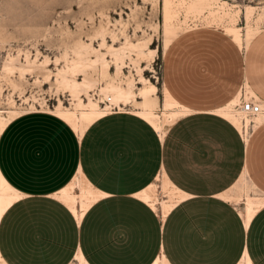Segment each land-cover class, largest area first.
I'll return each instance as SVG.
<instances>
[{
  "label": "crops",
  "instance_id": "1",
  "mask_svg": "<svg viewBox=\"0 0 264 264\" xmlns=\"http://www.w3.org/2000/svg\"><path fill=\"white\" fill-rule=\"evenodd\" d=\"M218 37L199 39L197 47L184 42L181 65L170 64L165 87L194 111L164 138L140 117L116 113L93 122L81 139L69 131L73 155L64 158L61 145L39 137L45 133L26 125L29 119L8 123L0 170L22 196L0 218L5 264H71L78 252L88 264H153L159 257L168 264H240L245 256L264 264V206L246 224L231 199L244 173L264 198V120L244 137L215 112L245 87L264 102V28L241 47ZM51 129L61 136L62 127ZM79 169L101 194L81 221L53 196ZM158 177L182 196L165 217L137 196Z\"/></svg>",
  "mask_w": 264,
  "mask_h": 264
},
{
  "label": "rangeland",
  "instance_id": "2",
  "mask_svg": "<svg viewBox=\"0 0 264 264\" xmlns=\"http://www.w3.org/2000/svg\"><path fill=\"white\" fill-rule=\"evenodd\" d=\"M169 11L170 26L175 33L165 49L164 0H0V118L10 122L16 117L11 112H18L14 120L29 119L26 125L45 133L39 137L47 138L58 149L61 145L63 157L70 158L72 129L53 110L60 102L63 108L76 114L79 110L62 83L63 77L79 83L84 79L90 82L91 88L87 92L82 90L80 97L84 104L90 98L102 108L108 105L104 116L134 115L132 111L143 102L137 94L145 84L140 80L138 68L147 67L142 76L156 86L154 110L161 114L170 64L181 65L180 48L184 42L197 47L199 39L211 42L223 36L233 40L228 29L234 27L240 29L243 46L248 42L245 36L248 27L253 33L250 40L264 28V0H169ZM128 43H148L146 51H156L153 59L139 58L138 66L134 63L138 56ZM112 46L124 48L125 65L115 62L112 51H108ZM79 53L88 63L72 72L68 65L80 62ZM101 56L107 67L101 60L92 61ZM107 87L129 88L135 100L128 106L112 105L110 100L106 101L107 95L111 96V92L104 91ZM241 92L243 95L229 109L250 129L261 123L264 115L246 117L241 113L237 106L242 99L258 101L248 88H242ZM50 126L62 127L61 136L58 132V137L57 129L47 132ZM50 133L56 136L51 134L49 139ZM81 179L84 180L80 177L74 183L73 190L78 194ZM158 180L153 184L160 185ZM241 182L236 196L231 197L238 208H244L247 197L264 199L259 191L261 186L247 180ZM158 191L162 200L175 202L182 198L178 192L173 197L164 196L160 188Z\"/></svg>",
  "mask_w": 264,
  "mask_h": 264
},
{
  "label": "bare ground",
  "instance_id": "3",
  "mask_svg": "<svg viewBox=\"0 0 264 264\" xmlns=\"http://www.w3.org/2000/svg\"><path fill=\"white\" fill-rule=\"evenodd\" d=\"M252 7V6H251ZM251 9V8H249ZM250 13H248L249 16ZM245 15V14H244ZM164 16H165V23H164V32H165V49L168 47L169 43L172 41L174 37L175 31L170 26V11H169V0H164ZM228 33L232 36L235 43H237L240 47L242 46V35L240 33L239 28L231 27L228 29ZM252 33L251 27L247 28L246 31V39H250V36ZM253 34V33H252ZM245 43V42H244ZM148 43H128L129 47L135 50L138 59L134 60V63H136L139 66V58L148 60L149 58L153 59V55L156 52L155 50L149 49L146 51ZM104 45V44H103ZM170 46V45H169ZM112 49V50H110ZM108 51H112L113 57L115 59V62L117 64L125 65L123 61V50L124 48L120 47L115 49L113 46L110 47ZM134 52V51H133ZM111 53V54H112ZM80 62L78 63H72L68 65L69 69L72 70V72H76L81 66L87 65V60L85 57H83L80 53L78 54ZM132 58V56H131ZM148 58V59H147ZM150 59V60H151ZM101 60L102 65L104 67H107V63L105 64L104 56H101L100 59L92 60L94 63ZM133 61V59H131ZM120 68V67H119ZM147 67L139 66L138 71L141 73V82H144V87H141L139 90V93L137 94L140 98L143 99V102L139 108L136 110H133L132 113L134 115H137L138 117L145 120L147 123H149L155 131L159 134L161 138H164V135L166 133L167 128L178 118L185 116L187 114L192 113V111L188 107L180 104L178 101H176L169 91H164V105L162 109L161 114H158L154 110V102L153 97L156 94L157 88L154 84L150 83L147 79H145L142 76L143 69L145 70ZM106 68H104L105 70ZM62 83L64 86L69 90L70 96L72 97L73 101L76 102L74 105L77 106V111L79 110V114H76V112L70 111L67 108H63L61 102L59 105L53 110V113L55 116L60 118L62 121L67 123L71 129L78 135V137L81 139L86 129L96 120L100 119L104 116V114L109 110V106L102 108L97 102H94L92 99H88V102L86 104L83 103L80 93L82 90L86 89V92L91 88V83L87 80H83L82 82H78L75 79H68L66 77L62 78ZM247 84V83H246ZM245 84V85H246ZM114 85V84H113ZM112 86V85H111ZM249 86V85H248ZM122 87V86H121ZM250 88V87H249ZM85 91V90H84ZM104 91H107L108 93L111 92V96L108 97L107 100H110L112 102V105L115 106H128L132 103V101L135 100L134 93L129 88H120V87H107V89ZM253 92V91H252ZM104 94V93H102ZM106 95V94H105ZM239 95V94H238ZM105 98V96H103ZM106 99V98H105ZM232 101V100H231ZM103 103V102H101ZM235 101H233L231 104L228 102V106L224 107L222 109H217L215 112L216 114H220L223 117L230 120L243 134L244 137H246L247 133V124L239 121V119L233 114L232 110L229 109L231 105H233ZM119 110H122V108H119ZM75 111V110H74ZM234 111V110H233ZM239 112V111H238ZM15 114L14 116L17 117L19 115L18 112H11ZM52 114V115H54ZM221 116V117H222ZM16 117H14L12 120H14ZM11 120V121H12ZM10 121V122H11ZM253 121V120H252ZM9 121L6 122L5 119L0 118V135L4 131V129L7 127ZM159 137V138H160ZM5 173V172H4ZM80 177L83 178L82 173L80 169L78 170L77 175L74 177V179L68 183L67 185L63 186L59 191L56 193H53V196L57 199L61 200L63 203H65L71 212L74 214V216L80 220L86 210L101 197V194H99L95 189H93L92 186H90L88 183L86 184L85 179H81V185L79 183V190L80 193H75L73 190L74 183L77 180H80ZM8 178V177H7ZM160 185L152 184L148 189L142 191L141 193L137 194L141 200H144L147 202L155 211H157L159 214H161L163 217L167 215V213L172 209L175 202L171 200H162L159 198V191L158 188L161 189V192L164 196H175V193L178 191L166 178L159 177ZM158 180V181H159ZM241 180H246L245 173L241 177ZM88 181V180H87ZM44 188V187H42ZM41 192V191H40ZM179 192V191H178ZM177 194V193H176ZM22 196L19 191H17L4 177L3 173L0 170V218L2 217L3 213L6 211V209L17 199H19ZM264 206V199L261 198H252L247 197L245 199L244 208L241 210V213L246 221V224H248L253 217V215ZM158 214V215H159ZM264 214V213H263ZM81 221V220H80ZM251 225V224H250ZM258 229V227H257ZM258 251V250H257ZM250 254V253H249ZM261 257V255H260ZM0 262L5 264L1 254H0ZM74 262L76 264H88L82 254L78 252L76 256L74 257ZM153 264H168V262L165 260L164 257H159ZM240 264H252L247 256H245Z\"/></svg>",
  "mask_w": 264,
  "mask_h": 264
},
{
  "label": "built area",
  "instance_id": "4",
  "mask_svg": "<svg viewBox=\"0 0 264 264\" xmlns=\"http://www.w3.org/2000/svg\"><path fill=\"white\" fill-rule=\"evenodd\" d=\"M237 107L246 117L264 115V102L261 101L242 99L240 105Z\"/></svg>",
  "mask_w": 264,
  "mask_h": 264
}]
</instances>
